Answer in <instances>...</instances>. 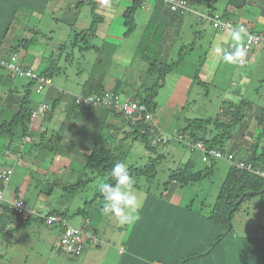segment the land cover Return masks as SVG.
<instances>
[{"label":"rangeland","instance_id":"obj_1","mask_svg":"<svg viewBox=\"0 0 264 264\" xmlns=\"http://www.w3.org/2000/svg\"><path fill=\"white\" fill-rule=\"evenodd\" d=\"M227 1L232 0H192L191 10L200 11L204 14V17H199L194 13L181 15V25H179L180 27L178 26L177 34L171 37L172 41L170 44L167 47L164 44L163 47L165 49L162 52L160 49L163 47H157L160 51H158L160 53L158 59L167 63L178 59L180 47L183 44L186 47L191 46L192 49L185 51L182 61L171 68L165 75L164 82H160L163 85L160 87L156 97L157 108L154 109L155 113L152 111L157 125L156 134H173L175 130H181L187 125V119L215 117L220 108L225 106V101L238 100L241 96H245L252 102L251 111L254 110L255 106L264 105V40L252 46L251 53L248 54V64L243 61L228 64L223 62V60L218 64H214L216 57H213V54H217L215 45L218 35L216 34H222L225 31L220 29L210 19L208 12L212 7L222 12L226 9ZM234 2L238 3L237 0H234ZM208 3H210V6ZM110 5V2L107 3L106 7L100 4L99 9L95 13L101 17L108 18L104 13L109 14L110 11H116L118 8V6L114 5L111 9ZM140 5H142V2ZM46 6L45 11L41 12V9L35 12L36 16L32 23L34 26L33 30L37 33L32 45L40 52L37 55L39 59L41 57L52 59L54 64L51 71L53 72L55 84L60 85L63 83L64 85L61 87L65 88L67 86V88L72 89L70 90L72 92H77L75 90L79 88V84L81 87L87 85L86 81L89 80V74L92 76L96 57H99L102 62L98 65L99 68L106 69V72H108L111 66L116 64L119 71L123 64L130 65V57H133L135 52L133 49L137 43L139 46L137 53L139 54L144 48L148 47L149 39L146 33L144 34L141 30H135L132 33V37L121 46L120 51L114 54L112 52L114 45L104 39L103 32L92 38L90 35L75 37L76 32L78 33L83 29V24L88 23L89 25L90 21L85 20L88 14L82 11L79 21L75 25V21L73 22L75 15L69 9V7H73L74 10L75 6H71L70 0H48ZM243 6L249 10L251 8L253 12L246 15V17L254 18L257 15V18L252 20L244 18L243 23L246 26L248 25L251 30L264 33V0H245V2L243 1ZM18 7V14L15 20L18 25L21 24V29L27 28L26 24L28 23L27 20L31 14V9L24 2H20ZM105 22L107 21L105 20ZM158 31H160V27ZM221 36L223 37V35ZM19 38L20 35L17 39ZM87 45L88 48L84 49L83 47ZM95 46L100 48V50L96 51ZM83 66H89V69L83 70L81 68ZM77 67L81 68L82 72L77 73ZM146 67L147 62L137 59L132 66L128 67L127 81H124L123 78L119 79V75L116 73L118 71H114L113 76L104 78L106 81L100 84H106L105 86L109 92H112L113 87L120 88L117 96L120 101H124L128 96L134 97L137 92L142 91ZM93 73L96 74L97 71ZM242 74H245V76ZM205 75H210L211 77L205 79ZM197 76L205 82V85L200 84ZM26 79L23 80L25 81ZM6 91L5 86L0 87V98L3 95L2 92ZM44 93L45 91H37L35 88L30 89V108L39 109L40 103L36 102L39 99V94L44 95ZM136 118L134 116V119ZM117 119L121 120L120 117L111 118V123L118 124L119 122L115 123L114 121ZM247 122L249 131H253V136L247 139V134L244 142L247 140L248 143L253 142L252 144H254L255 131L257 132L255 129L258 126L254 119ZM130 129H132L131 125ZM238 131L239 127L236 128V131L234 130V137L228 141V146H233L237 150L233 152L232 157L240 161L238 156L243 157V152L244 154L247 152L245 148L243 149L244 151L241 150L242 146L238 140V142L235 141V138H239L240 135V133L236 134ZM3 139L0 137V145ZM126 139L125 143L122 142L121 145L114 146H117V152L120 151L122 155H125L124 163L127 167L130 165L144 167L151 158L156 160L157 174L154 178H148L147 175L136 178V175H134L136 180L134 186L136 189L134 190L140 198V203L143 196L141 191L150 190L158 195L164 193L165 199L180 205L194 203L196 209L204 208L206 215L209 213L232 163L230 154L207 162L202 160V155L199 151H192L184 140H179L178 138H172L165 144L153 141L152 143L155 144L156 148L154 153L149 152L141 140L133 139L132 134ZM60 143L61 141L58 142V146L54 150L46 149L44 161H53ZM24 145L23 155H32L29 142L27 144L24 143ZM157 156H160V158L158 159ZM189 158L194 159V168L196 170L203 169L211 163L214 164V170L210 177L186 186H179L175 182L169 185L166 184L165 182L168 181L171 170L182 166ZM82 165L75 164L76 167L83 169ZM15 168V175L12 176L13 178L6 185L5 197L6 195L12 196V189L19 187V195L25 197L34 206L33 204L37 203L38 196L43 197L45 196L44 192L48 191L52 193L50 198L56 202L61 201V199L64 202H71L72 206H75L73 209L83 206L88 201L86 211L91 213L93 210L95 214L100 213V209L105 203L102 194L98 191V184L109 182L106 176H99L98 183L97 181H88L78 188H69L67 186L65 189L62 185H57L58 181L54 180L59 176L54 177L53 171L48 174H45V170L40 171V166L34 165L27 160V156L18 160ZM45 176L48 178L46 179ZM93 191H96V194L98 193L99 195V198L95 200L94 207L91 206L93 203L91 199L95 196V194H92ZM7 214L11 215L10 213ZM138 215H140V210ZM25 216L26 214H22L19 218L12 216L2 218L0 216V264H60L56 261L54 253L60 255L66 253L62 251L63 254L58 253V249L54 245L56 233L51 228L55 229L56 226L45 225L42 222H38L39 220L35 218L29 224L26 222L20 224L21 221H25ZM74 217H77L79 222L81 221L79 214L71 216L70 219L72 220ZM112 218L116 220L115 217ZM103 221L106 224L101 227L106 231V240H108L107 238H113L114 235L111 233L117 231H120L119 235H127L137 222L119 227L117 224L111 226L113 224L111 217L104 216ZM75 225L78 226L77 224ZM231 225L233 232L228 235L229 240L236 234L242 253L246 252L247 246L251 250L252 257L256 253L264 251V194H258L251 200L243 202L231 218ZM98 231L97 233H100L98 234L99 237L105 238L103 232ZM179 234L182 235V231H179ZM245 237L247 239L243 240ZM248 239L249 245L247 244L245 247L244 243L246 244ZM253 239L257 241V252ZM223 244H225V238L223 239ZM243 246L244 248L242 249ZM113 250L116 251L112 248L111 251ZM201 250L204 251L203 249ZM201 250L189 251V254L201 252ZM194 259L197 258L189 261H194ZM199 261L202 263L201 258H199ZM227 262V264H231L230 261Z\"/></svg>","mask_w":264,"mask_h":264},{"label":"crops","instance_id":"obj_2","mask_svg":"<svg viewBox=\"0 0 264 264\" xmlns=\"http://www.w3.org/2000/svg\"><path fill=\"white\" fill-rule=\"evenodd\" d=\"M243 1L245 2V0H239L238 3L234 1H230L229 4L227 3L229 10L234 12L233 17L238 18L239 21L243 22L244 18L249 20L257 18V15H255L254 18L246 17V15L252 14L253 12L251 8L250 10L244 8ZM20 2L26 3L29 9H31V14L27 20L28 23L26 24L27 28L24 29H21V24L18 25L15 20V18H17L19 9L18 5ZM109 2L112 5H110L111 9L114 5L118 6V8L116 11H110L109 14L104 13L108 18H104V16L101 17L95 13V11L99 9L100 4L105 5L106 7ZM47 3L48 0H0V36L5 28V24L8 25L9 29L1 50L4 54L11 52V45L16 43V39L19 35L20 37L32 35L33 32L31 31H34L32 21L34 22L36 16L35 12L40 11L41 9V12L45 11ZM191 3L192 0H189L190 9L184 13H177L178 16L187 13H194L199 17H204V14L200 11L196 12L191 10ZM70 4L71 6H75L74 10L73 7H69L70 12H73L75 15L73 17L75 25H77L82 11L88 14V16L85 17V20L90 21V24L88 25L87 23L85 24L86 26L83 24V29L79 32L90 29L93 22L96 20L97 24L94 32L86 34H88V36L90 35L92 38L95 35H100V32H103L104 39L114 45V49L112 50L114 54L120 51L121 46L132 37V33L135 32V30H141L145 34L149 22L153 20L155 22L157 21V23H165L167 25L166 33L162 37L160 44H158L160 47H163L164 44L165 47H167L172 41L171 37H174L177 34L180 27L179 25H181L182 21V17L180 18V16L177 17L174 15L175 13L173 12L175 11H172L165 3L160 2V0H150L147 4L137 7L135 12L136 28L130 35H125L126 26L124 24L125 19L123 15L127 8L135 4V0H70ZM105 20L107 22H105ZM223 33L216 34L218 36L216 38L215 47H220L227 51H233L234 42L231 39V32L225 31ZM221 35H223V37ZM75 37H77V35ZM32 42L29 43L27 49L19 51L22 62L27 67L42 74L46 71V74L53 79L54 86L47 90L48 92L46 91L44 95L39 94V99L36 103H40L39 107L44 103L48 108L41 111L43 113H39L36 117H32L31 115L28 134L26 136L19 139L16 137L5 138L0 135L1 138H4L0 145V169L13 167V175H15L16 163L21 158L24 159L25 156H27V160L31 161L34 165L37 164L40 166V171L45 170V174L53 171L54 177L59 176L54 180L58 181L57 185H62L65 189L69 184L79 181H85L81 185L88 181H97L98 183L100 179L99 176L89 168L85 167L87 156L97 145H104L111 149H115L118 145H121L122 142L125 143L127 140L126 138H128V133L131 131L130 125L123 117H120L121 120H114L115 123L119 122L118 124L115 125L114 123H111V118H117L119 116L109 112L110 106L103 105L100 107H93L90 110H84L80 107L73 108L72 95L81 93L101 94L106 91L109 92V90H107L108 88L105 86L106 84L100 83L106 81L104 78L113 76V72L118 71V67L116 64L112 65L108 72H106V69L98 67L102 62L99 60V57H96V63L92 70L93 72L97 71V73L94 74L92 72V76L89 74V80L86 81L87 85L81 87L79 84V88L75 90L77 92H72L70 91L72 89L67 88V86H65V88L61 87L64 85L63 83L60 85L55 84L53 72L51 71L54 64L52 59H47L46 57H41L39 59L37 55H39L40 52L34 48ZM165 47L161 48L160 51L162 52ZM80 48L83 49L82 47ZM138 49L139 46L137 43L133 49L135 51L133 53L134 55L133 57H130V62L128 61L130 65L123 64L119 71L116 72L119 75V79L123 78L124 81H127L126 74L128 67L132 66L137 59H141L146 63L144 52L148 50V47L144 48L141 52L142 54L137 53ZM95 50L98 51L100 48L95 46ZM213 57H216V62L214 64H218L222 60L217 54H213ZM243 62L248 64V58L247 63L244 60ZM81 68H83V70H88L89 66H83ZM81 68L77 67V73L82 72ZM242 75L245 76V74ZM210 77V75H205V79H209ZM23 79L25 78L10 76L6 71L0 68V87L5 86L7 89L6 92H2L3 95L0 98V125L11 120L14 114L19 110L20 104L23 101L24 91L27 89L26 85L30 81V79H26L25 81ZM119 89L120 88L118 87H113L112 92L115 95H118L117 93ZM59 90H62L65 94H61ZM138 93H141V91L137 92V94ZM262 107H264V105H262ZM31 109L32 111H36L33 107ZM246 124H248V122ZM249 130L248 127L243 135L240 134V139L235 138V141L238 140L241 143L242 151H244V148L247 150V148L250 149L253 147L251 142L248 143L247 140L244 142L247 134V139H250L249 137L253 136V131L251 132ZM58 131L61 136V143L57 154L54 156L53 161H44L43 158L46 156L47 148L42 146V142L45 141V138L51 137L52 134L54 135V133H57ZM43 132H47L44 140L42 139ZM28 142L33 156L23 155L22 151L24 150V143L27 144ZM235 151L237 150H234V152ZM244 155L243 152V156ZM238 157L242 159V156ZM233 159L236 160L232 157V160ZM75 164H83V169L76 167ZM45 178L47 179L48 177L45 176ZM139 190L141 191V189ZM141 192L143 196L141 208L139 209L140 219L133 225L132 230L127 235H119L120 231H117L111 233L114 236L113 238H107L108 240H106V231L101 227L103 224H106L103 221L104 216L101 215V212L95 214L93 210L91 213H88L86 211V207L89 203L88 201H86L83 206L81 205V207L79 206L77 209H73L75 206H72L71 202H64L62 199L61 201L56 202L50 198L52 194L51 192H44L45 196L43 197L38 196L37 203L33 204L34 208L37 207L35 209L48 212L58 211L67 219L70 225L76 226L75 224H77L78 226L76 227H91L96 232H99L98 230L102 231L103 235H105V238L101 236V243L98 246H89L78 256L54 253L56 261L60 264H181L182 257L188 255L190 253L189 251L204 249L212 241V237L217 232L218 228L210 220L206 219L204 208L196 209L194 203L189 205L174 203L165 199L164 193L158 195L152 193L150 190H143ZM92 194H95L94 198L91 199V201H93L91 206L94 207L95 200L99 198V195L98 193L96 194V191H93ZM17 197L26 200L25 197L19 195V187L12 189V196L6 195V198L9 200ZM202 205L200 206L202 207ZM81 208L85 210L83 213L78 212L81 216V221L79 222L77 217H74L71 220L70 217L77 215V210ZM1 210L2 206L0 205V216L2 218L10 216L7 212L3 213V210ZM27 217L28 215L25 216V221H21L20 224L23 222L29 224L30 221L33 220H28ZM111 221L113 222L111 226L117 224L121 227L122 225H125L121 224L117 218L114 220L111 217ZM51 230L56 233V242L54 243V245H56L57 240L62 233V227L61 225H56V228H51ZM179 231H182V235L179 234ZM244 239L247 238L245 237L243 240ZM228 240L229 238L226 240L225 246L228 248L230 247V251L220 249L201 258L202 263H200L199 258H197L194 259V261H187L184 264H227V261H230L231 264H264V251L256 253L257 248H255L256 255L252 257L248 246L246 252L242 253L238 237L236 239V234L233 235L232 239ZM228 244L230 246H228ZM244 245L246 247L247 242L246 244L244 243ZM112 248L116 251H111ZM243 248L244 246L242 249ZM58 253L62 252L58 251Z\"/></svg>","mask_w":264,"mask_h":264},{"label":"trees","instance_id":"obj_3","mask_svg":"<svg viewBox=\"0 0 264 264\" xmlns=\"http://www.w3.org/2000/svg\"><path fill=\"white\" fill-rule=\"evenodd\" d=\"M233 1L234 0H232L231 2ZM160 2L164 3L162 0H160ZM227 3L229 4L230 1H227ZM208 5L210 6V3H208ZM139 6H140V0H135V4L127 8V10L123 15L125 19L124 24L126 26L125 35H130L136 28L135 12L137 7ZM173 13H175L174 15H176L177 17L180 16V15L178 16L177 14L178 12H173ZM208 14L210 17L214 15H218L220 19L227 20L232 23L233 27L229 29H223L219 26L220 29H222L223 31L232 32L238 29L235 26L237 25L239 26L240 23L243 24L245 30L260 35L261 36L260 41L264 40V33L257 32L256 30H251L248 25L246 26V24L243 23V21H239L238 18H234L233 17L234 12L229 10L228 5L226 6V9L223 10L222 12H219L216 8L212 7L208 12ZM96 22H97L96 20L93 22V25L90 27V29L81 31L76 35L80 37L88 36V34L86 33L94 32L97 24ZM159 27H160V31H158ZM166 29H167V25L165 23L157 24V21L155 22L154 20L149 22V25L147 26L145 32L149 39L148 41L149 44H148V50L144 52V59L147 62V67L145 69V77L142 84V91L141 93L135 95V97H132L133 99H136L141 103H145L148 110L153 112L154 109L157 108L156 97L158 91L160 87L163 85V83L160 82H164L165 75L171 70L172 67L176 66L182 61V59L184 58L185 51L192 49L191 46L186 47L185 45H182L180 47V53L178 59L170 63L158 59L159 52L157 47L159 46L158 44H160L162 37L165 35ZM8 30H9L8 25L5 24V28L3 29L2 34L0 36V56H4L7 58L12 53H18L21 57L19 51L22 49H27V46L29 45V43L33 41L37 32H35V30L34 32L31 31L33 33L30 37L29 36L20 37L19 39H17L15 44L11 45V49H10L11 52L4 54L3 51L1 50L3 48L4 45L3 42L6 38ZM243 35H244L243 45H245L246 33H244ZM83 48L86 49L88 48V46ZM251 50H252V46L249 49L246 58H248V54L251 53ZM22 64L25 67H27L23 62ZM0 68L6 71L10 76H21L30 79L26 76L8 72L7 69H5L2 66H0ZM32 71H34L37 75L51 78L46 74L47 73L46 71L45 73L43 72L44 74L37 72L34 69H32ZM197 78L199 79L200 84L205 85V82L203 80H201L198 76ZM148 79L150 80L148 81ZM33 85H34V80L30 79L29 83L26 85L27 89H25L24 91L23 101L20 104L19 110L14 114L11 120L4 122L3 124L0 125V135H2L3 137L5 138L16 137L20 139L21 137H24L28 134L29 122L32 114V109L30 108L29 95H30V89ZM53 86L54 83L52 81L51 86L48 87L47 90H49ZM47 90H45V92ZM59 92L61 94H65L62 90H59ZM72 102H73L72 103L73 108L80 107L83 108L84 110L85 109L90 110L93 108L92 106L78 105L77 103L74 102L73 95H72ZM251 103L252 102L245 96L239 97L237 101H233V100L225 101V106H222L220 108L218 114L215 117L187 119V125L184 128H182L181 130L180 129L175 130L178 133L183 134L184 138L186 139L201 140L204 143H206L208 147H214L219 151H221L224 156L230 154V156L232 157V154L236 149L233 146H228V141L234 137V130L236 131V128L239 127V131L236 132V134L240 133L243 135L245 133V130L248 128L247 127L248 124L246 123L248 120L251 119H254L258 126L257 129H255L257 130V132L255 131L256 136H255V142L252 145L253 147L250 149L247 148L248 150V151L246 150L247 153L242 157V159H240L244 163V165H246L247 163H251L254 170L249 169L246 166L239 165L237 163L238 160H234V159L232 160V163L230 164L226 177L219 189L215 203L213 204L209 213L205 215L206 219L210 220L218 228L215 237L203 249L204 251L201 250V252H196L184 256L182 258L181 264L182 263L184 264L193 258L206 257L211 253L218 251L220 249L224 251L229 250L230 247L228 248L227 246H225L226 244H223V239L225 238V243H226V240L229 238L228 235L231 234V232H233V227L231 225V218L238 211L239 207L243 204V202L251 200L258 194H264V190H263L264 189V107L255 106L254 110L251 111L250 110V107L252 106ZM109 109H110L109 110L110 113H113L119 117H123L124 120L127 121V123L132 126V129L128 133V136L132 134V138L141 140L144 143L145 148L149 152L151 153L155 152L156 150L155 144L152 143L154 141L155 130L152 128L150 123L145 122L143 115H141L140 118L134 119L131 116L127 117L125 114L117 112V110L113 107H109ZM46 133L47 132H43L42 134L43 140L45 138ZM60 138L61 136L59 131L57 133L55 132L54 135L53 134L51 135V137L45 138V141L42 142V146L47 148L48 150H54L58 146V142L60 141ZM192 151H196V150H192ZM157 157L158 159L160 158V156ZM125 158H126L125 155H122L120 151L117 152L116 148L111 149L104 145H97L91 150V152L87 156L85 167L92 170L97 176L108 177L109 181L112 182L108 175L110 169L116 163H120V162L124 163ZM214 159L215 158H212L211 160ZM194 165H195L194 159L190 158L182 166L174 170H171L169 179L165 183L169 185L172 182H175L179 186H186L188 184L201 181L202 179L209 178L210 175L213 173L214 164L212 163L203 169H197V170L194 168ZM128 169L132 176L136 175V178L141 177L143 175H147L148 178H154L157 174L156 160L153 158H151L149 160V163L144 167L130 165L128 166ZM83 182L85 181L71 183L68 185V187L78 188ZM0 205L2 206V210H3L2 212L10 213L11 214L10 216L12 217L15 216L16 218H19L22 214H25V213H20L17 210L10 209L7 206V204H5L4 202L0 203ZM84 211L85 210L81 208L77 210L76 214H78V212L83 213ZM50 212L60 214L58 211H50ZM26 215H28L27 217L28 220L35 218L45 224V221L39 216L35 215L34 213H26ZM56 225L59 224L55 223L53 225H48V226H56ZM229 227H230L229 231L225 233V231ZM253 240L255 242V248H257L256 246L257 241L256 239ZM247 244L249 245V239L247 241ZM228 246L230 245L228 244Z\"/></svg>","mask_w":264,"mask_h":264},{"label":"built area","instance_id":"obj_4","mask_svg":"<svg viewBox=\"0 0 264 264\" xmlns=\"http://www.w3.org/2000/svg\"><path fill=\"white\" fill-rule=\"evenodd\" d=\"M172 11L178 13L187 12L190 9L189 0H162ZM142 5L150 2V0H140ZM203 15V14H202ZM216 25L223 29L232 28L233 25L230 21L220 19L218 15L210 17ZM237 28L243 27V24L239 23ZM244 28V27H243ZM245 30V29H244ZM246 40L245 49L246 55L254 44H257L261 40V36L258 34L251 33L245 30ZM246 55L244 61L247 63ZM0 66L7 69L8 72L16 73L18 75L26 76L31 80H34V88L37 91H45L51 86V78L37 75L31 68L25 67L22 64L21 57L18 53H12L7 58L0 57ZM74 102L78 105L100 107L103 105L115 108L118 112L125 114L127 117L131 116L134 118H140L141 115L144 116V120L150 123L154 132V141L157 143L165 144L169 142L172 138H178L179 140H184L185 143L191 150H197L202 155L203 161H209L212 158L223 157V153L214 147H208L206 143L201 140H189L184 138V135L175 131L173 134H156L157 125L156 120L153 118L152 111H149L145 103H141L136 99L127 97L124 101H120L118 96L113 92H104L101 94H73ZM48 108V106L42 103L38 110L32 111V117H36ZM239 165L246 166L249 169H253L251 163H244L240 160L237 162ZM13 167H6L0 169V201L7 204L10 209L17 210L20 213H34L45 221L47 225H53L58 223L62 227V233L56 243V247L59 251H62L68 255L78 256L82 254L86 248L89 246H97L101 243V239L98 233L91 227H75L68 223L67 219L60 214L51 213L48 211H42L32 207L26 200L22 198L6 199L5 188L10 182L13 176Z\"/></svg>","mask_w":264,"mask_h":264},{"label":"clouds","instance_id":"obj_5","mask_svg":"<svg viewBox=\"0 0 264 264\" xmlns=\"http://www.w3.org/2000/svg\"><path fill=\"white\" fill-rule=\"evenodd\" d=\"M244 33L243 27L231 32V39L234 42L233 51H227L220 47L215 48V52L223 62L235 64L243 61L246 55V49L242 44ZM32 87L34 88V85ZM108 175L112 182H102L98 185V191L102 194L105 201L100 209L101 215L115 217L121 224L138 221L140 219L138 212L141 208V203L139 196L134 190L135 177L130 174L128 167L123 162L116 163L110 169Z\"/></svg>","mask_w":264,"mask_h":264},{"label":"water","instance_id":"obj_6","mask_svg":"<svg viewBox=\"0 0 264 264\" xmlns=\"http://www.w3.org/2000/svg\"><path fill=\"white\" fill-rule=\"evenodd\" d=\"M264 190V189H263ZM230 227L225 231V233H227L229 231Z\"/></svg>","mask_w":264,"mask_h":264}]
</instances>
